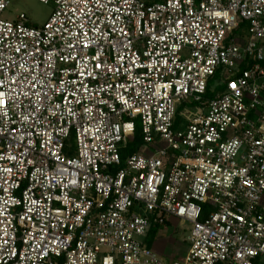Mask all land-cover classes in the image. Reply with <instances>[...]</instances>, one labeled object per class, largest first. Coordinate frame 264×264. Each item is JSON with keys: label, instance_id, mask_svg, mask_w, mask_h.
Returning a JSON list of instances; mask_svg holds the SVG:
<instances>
[{"label": "built area", "instance_id": "2783aa9c", "mask_svg": "<svg viewBox=\"0 0 264 264\" xmlns=\"http://www.w3.org/2000/svg\"><path fill=\"white\" fill-rule=\"evenodd\" d=\"M11 1L0 264H264V0ZM171 217L173 261L146 243Z\"/></svg>", "mask_w": 264, "mask_h": 264}, {"label": "rangeland", "instance_id": "374dc122", "mask_svg": "<svg viewBox=\"0 0 264 264\" xmlns=\"http://www.w3.org/2000/svg\"><path fill=\"white\" fill-rule=\"evenodd\" d=\"M53 9L54 4L52 2L46 4L39 0H12L7 9L1 14V18L6 21H14L20 13L25 12L32 23L42 25L48 20ZM215 83L214 78L210 84L211 87L214 86ZM182 109V106H178V111ZM136 123L139 128V120H137ZM71 142L75 144L74 137H72ZM123 149L124 148H122V151ZM123 162H125V158ZM153 229L148 234L146 243L148 246L154 248L155 252L164 260L173 261L181 259L186 255L190 247L189 238L191 225L189 223L171 217L169 218V223L160 230L157 229V231H155Z\"/></svg>", "mask_w": 264, "mask_h": 264}, {"label": "trees", "instance_id": "16d2710c", "mask_svg": "<svg viewBox=\"0 0 264 264\" xmlns=\"http://www.w3.org/2000/svg\"><path fill=\"white\" fill-rule=\"evenodd\" d=\"M141 143H142V136H141L140 130L138 129L136 131V133L134 134V137L131 139L129 145L123 149V151H122L123 159L126 158V156L129 154H133V153L138 152V150L141 146ZM153 230L157 231V228L153 229Z\"/></svg>", "mask_w": 264, "mask_h": 264}, {"label": "crops", "instance_id": "0c3cea01", "mask_svg": "<svg viewBox=\"0 0 264 264\" xmlns=\"http://www.w3.org/2000/svg\"><path fill=\"white\" fill-rule=\"evenodd\" d=\"M152 248V247H151ZM154 249V248H153Z\"/></svg>", "mask_w": 264, "mask_h": 264}]
</instances>
